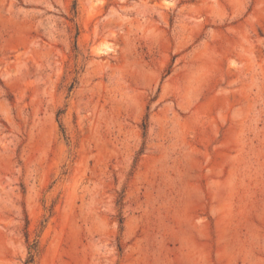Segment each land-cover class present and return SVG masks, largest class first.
Returning a JSON list of instances; mask_svg holds the SVG:
<instances>
[{"label":"rangeland","instance_id":"374dc122","mask_svg":"<svg viewBox=\"0 0 264 264\" xmlns=\"http://www.w3.org/2000/svg\"><path fill=\"white\" fill-rule=\"evenodd\" d=\"M0 264H264V0H0Z\"/></svg>","mask_w":264,"mask_h":264}]
</instances>
